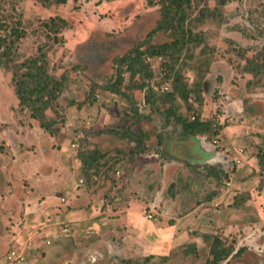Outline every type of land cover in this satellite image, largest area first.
Masks as SVG:
<instances>
[{"label": "rangeland", "instance_id": "374dc122", "mask_svg": "<svg viewBox=\"0 0 264 264\" xmlns=\"http://www.w3.org/2000/svg\"><path fill=\"white\" fill-rule=\"evenodd\" d=\"M151 2L0 0V19L5 25L2 34L10 38L12 28L19 21L26 31L15 44L9 64L0 66V186L3 189L0 191V229L14 231L16 237L18 224L22 229L26 227L25 230L28 225L37 224L34 218L26 221L24 212L18 211L16 204L18 208L21 206L26 193L39 195L37 184L40 181L47 184L48 178L44 176H53L54 183H64L47 194L57 195L59 199L64 195L69 200L77 190L84 189L76 194L77 199L83 196L78 206L88 208L97 202L96 206L102 208L101 199L110 200L121 179L117 172V153H131L135 145L129 136L139 135V130L146 131L145 144H149L147 140H152L151 135L163 128L164 123L173 126L170 121L174 122V116L178 115L191 120L196 110L203 119L213 121V129L223 125L217 134L198 136L202 137L205 148L212 147L208 146L211 144L218 153H230L234 160L239 149L244 148L245 153H253L256 159L252 174L258 185L250 191L240 188L245 164L239 167L234 163L232 181L238 182L239 190H235L238 204L231 205L235 206L232 211L240 230L225 234L221 225L229 222L228 216H231L226 213L225 217L220 216L221 228L218 222L211 221L205 224V232H201V226L183 228V231L193 229L189 231L194 234L185 235L189 239L186 247L178 234L172 236L171 245L150 248L147 247L150 238H143L139 232L136 238L129 239L131 252L117 254L106 251L107 247L102 245L98 247L101 255L93 264H206L211 259L209 250L213 236L219 235L225 244L237 249L242 247L238 246V237H246V232L255 231L258 225L259 235H264V218L261 216L260 222L258 212L264 210V202L258 201L263 195L264 171L257 157L258 153H264V0H191L190 5L185 4L189 17L184 29L200 38L197 42H188L180 53L175 50L177 46H172L175 61L172 53L145 60L153 72L148 76L146 72H131L120 58L133 53L138 46L148 50L175 39L173 30L158 29L149 35L162 23V6L168 3L167 0ZM40 47L46 53L50 74L63 81L60 95L46 112L54 122V134L42 128L29 110L20 106L13 81L14 75L23 71V61L37 55ZM0 59L6 60L1 56ZM248 61L259 66L256 74L243 69ZM217 70L222 71V75L216 76ZM225 72L230 73L227 79L223 77ZM167 74H171V78L168 79ZM176 75L183 84L195 87L196 92L189 98L192 108L179 96L173 102L164 101L163 93L171 91ZM197 81L201 90L195 86ZM111 87L117 90L113 92ZM233 102L243 107V111L230 110L232 106L228 105ZM132 107H138L139 112L151 120L136 121ZM220 179L222 183L224 176ZM104 180L109 187L102 184ZM90 183H94V188ZM54 207L63 211L71 205L57 200ZM148 210L144 209L143 215L152 220ZM70 224L71 234L82 230L74 222ZM61 230L62 226L56 227L57 235ZM81 234H85L80 235L81 249L73 246L69 251L76 255L75 264L84 259V248L89 249V243L95 241L96 236ZM197 234H204L200 247H196ZM22 235H26L24 230ZM46 241L44 237L41 245L44 251L35 249V260L38 264H58L55 262L60 256L55 251L57 244L49 246ZM252 247L254 245L249 248ZM246 251L234 254L227 264H236V261L264 264V249L261 250L263 256H254L253 250ZM62 261L65 263L67 259L59 263Z\"/></svg>", "mask_w": 264, "mask_h": 264}, {"label": "crops", "instance_id": "0c3cea01", "mask_svg": "<svg viewBox=\"0 0 264 264\" xmlns=\"http://www.w3.org/2000/svg\"><path fill=\"white\" fill-rule=\"evenodd\" d=\"M216 72V76L222 75V71L217 70ZM229 75V72H225L223 77L227 79ZM230 104L228 105V107L232 106L229 107L230 110L243 111V107H239L236 102ZM234 113L236 112L234 111ZM178 116H174V122L170 121L173 126L164 123L163 128L161 127L159 131L151 135L152 140H147L151 143L147 144L146 142L144 152L117 153L119 160L117 172L121 175V179L118 180L116 192L113 190L112 198L110 200L106 197L101 199L102 208L96 206L97 202L88 208L78 206V202L82 200L83 196L77 199L76 194L78 192L81 194L84 191V189L77 190L78 184H76L77 193L72 195L69 200L64 195L59 199L57 195L47 194L50 190H57V188L62 187L64 183L61 184L60 181L54 183L53 176H44L48 178L47 184H44L43 181H40L41 184H37L40 186L39 195L26 193L24 200L20 203L21 206L18 208L16 204V209L24 212L26 221L34 218L37 220V224L30 225L31 227L26 224V226L28 225L26 230L22 223L23 229L18 224L15 230L18 234L16 237L13 236L14 231L12 233V231L6 232L0 229V264L4 263L5 255L11 247L26 243L28 238L33 242L32 248L29 250L30 263L38 264L34 256L36 257L37 251H44L41 245L43 238L46 237L47 241H50L49 244L46 241L49 246L57 244L55 251L60 256L55 258V262L58 264H75L73 260L76 255L71 254L70 249L73 246L81 249L82 245L78 244L82 238L80 235H85L81 233H94L96 235L95 241L89 243V249L84 248V259L79 263L93 264L99 254L101 255L98 247L102 245L107 247L105 248L106 251L108 249L109 252L115 251L117 254L131 252L128 249L131 243L129 239L131 237L136 238L139 232L143 238H150V241H147V247L150 248H162L171 245L172 236L178 234L180 239L184 241V247H186L188 244L186 242L189 239H186L185 235H194L191 232L193 229L189 228L201 226V232H205L204 226L210 221L218 222L220 227L222 221L220 216L225 217L226 213L231 216H228L229 222L221 225L222 229L226 235L227 232L237 233L240 226L235 220L233 214L235 212L232 211L235 206L231 205L235 203L238 193L235 190H239L238 182L232 181L236 159L234 160L230 153H218L214 149L215 146L211 144L208 146L212 147L205 148L202 137H198L201 134L191 136L184 134V126ZM146 120L150 121L151 119L147 117ZM175 130H177L176 133H173ZM138 133L148 138L146 131L140 132L139 130ZM162 135L164 137H161ZM133 137L136 138V135ZM237 157L243 158V164H245L243 167L244 179L240 182L241 190L256 189L258 182L252 174L256 163L253 153H244L243 156H240L238 152ZM248 172L251 173L248 175ZM222 176H224V181L221 183L220 178ZM228 180L232 181L231 186L226 185ZM102 184L107 186L108 181L104 180ZM103 185L100 187L101 190L104 188ZM90 186L94 188V183H90ZM1 188L2 186H0V191H3ZM262 193L263 195L258 199L260 204L264 202V189ZM84 195L87 197L86 194ZM57 200L60 202L68 201L71 208L63 211L55 208V201L57 202ZM144 209L145 211L149 209V213L153 215L152 220L145 218ZM258 212L261 222V216L264 218V210L261 209ZM65 220L67 222H64ZM8 221L9 219H6V222ZM69 222L72 224L74 222L80 226L83 232L75 231L74 234H71ZM67 225L69 228L65 231L64 227ZM58 226H62L59 235L56 232ZM186 227H189L187 231H183L182 229ZM23 230L26 235H22ZM258 230L261 232L259 225L255 231L246 232V237H238V246L242 245L241 248L244 249L243 251L247 250L246 252L253 250L254 256H263L264 253L262 254L261 250L264 249V235H259ZM203 235H196V247H200L201 243L204 242ZM9 243L11 244L9 245ZM7 244L9 246L5 250ZM252 245L254 247L250 249L249 247ZM237 249L235 248L224 264H227L234 257L233 255L239 250ZM67 252L68 254H65ZM62 259H67V261L59 263ZM239 262L236 261V264Z\"/></svg>", "mask_w": 264, "mask_h": 264}, {"label": "trees", "instance_id": "16d2710c", "mask_svg": "<svg viewBox=\"0 0 264 264\" xmlns=\"http://www.w3.org/2000/svg\"><path fill=\"white\" fill-rule=\"evenodd\" d=\"M168 3L162 6L163 8V20L160 26L156 27L150 31L149 35L155 33L158 29L164 30H173L176 35L175 39L171 43H164L157 46H152L151 49L141 50L138 46L133 53H128L120 58V61L127 65V68L133 73H144L146 72L148 76H152V70L145 63V60L148 56L157 57L162 56L163 54L167 55L172 53V57L175 60L177 58L171 51L172 46H177L175 50L177 52H182V48L188 45L190 41H198L199 35L193 37L189 29H184V24L188 20L187 5H190L191 0H167ZM149 3H152L149 0ZM2 20L0 19V56L5 59H0V66L9 64L14 54L15 44L26 34L25 29H23L21 21L18 22V25L13 27L11 30V36L7 34H2L3 27ZM173 49V47H172ZM22 72L14 75L13 81L15 84V93L18 97L20 106L29 110L31 117L38 120L40 126L46 131H50V134H54L55 125L53 120L49 119L47 115V110L52 107L53 100H56L58 95H60L62 90L63 81L54 78L48 70V61L45 51L42 48H39V53L32 57H29L21 64ZM259 66L252 61H248L243 67L244 70L255 72L256 74ZM254 70V71H253ZM168 79L171 78V74H167ZM181 77L176 75L174 77V83L171 91L164 92V101L173 102L179 96L186 103H188L189 108L192 106L189 104V98L192 93H195V87L190 88L187 84L181 82ZM198 90L200 88V83L197 81L195 83ZM111 91L115 92L117 88L111 87ZM197 90V91H198ZM201 90V88H200ZM199 96L197 97V99ZM173 106V105H171ZM135 112L136 121H141L143 118H147L148 115L145 113H140L138 107H132ZM179 120L184 126V132L186 135H196L203 133L217 134L222 128L223 125H218L217 128L213 129V121L210 119H203L200 114L196 113L194 119L189 120L183 115L178 116ZM136 135V138L133 136ZM130 140H135V145L131 148V153H141L145 150V137L143 134L140 135L132 134V137L129 136ZM96 154V153H94ZM258 163L261 167V170L264 171V153H258ZM86 161V160H84ZM261 187V186H259ZM238 197L235 199V204ZM235 247L232 244H225L223 238L219 235L212 237V242L210 245V255L206 264H221L223 261L229 258L230 255L234 252ZM244 249L239 248L235 255H240ZM234 256V255H233Z\"/></svg>", "mask_w": 264, "mask_h": 264}, {"label": "built area", "instance_id": "2783aa9c", "mask_svg": "<svg viewBox=\"0 0 264 264\" xmlns=\"http://www.w3.org/2000/svg\"><path fill=\"white\" fill-rule=\"evenodd\" d=\"M161 56H158L157 58H160ZM152 57L148 56L146 58V61L148 62L149 60H151ZM165 90L168 89V86L164 87ZM194 119V117H193ZM214 143H217V140H214ZM245 153L244 148H240L239 149V154L240 156H243ZM243 163V158L241 157H237L235 160V164H237L238 166L241 165ZM227 186H231L232 185V181L228 180L226 183ZM64 200V199H63ZM153 215L150 213L149 214V218H152ZM68 225L64 227V230L67 231L68 230ZM47 243L49 244L50 241H47ZM32 240L30 238H28V241H26V243L21 244V245H15L13 247H11L6 255H5V259H4V263L3 264H36L34 262L30 263V253L28 252V250H30L32 248Z\"/></svg>", "mask_w": 264, "mask_h": 264}]
</instances>
